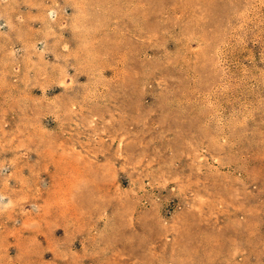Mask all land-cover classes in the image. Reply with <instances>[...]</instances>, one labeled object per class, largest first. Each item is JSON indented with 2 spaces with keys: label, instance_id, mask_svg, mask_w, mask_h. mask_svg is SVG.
<instances>
[{
  "label": "rangeland",
  "instance_id": "rangeland-1",
  "mask_svg": "<svg viewBox=\"0 0 264 264\" xmlns=\"http://www.w3.org/2000/svg\"><path fill=\"white\" fill-rule=\"evenodd\" d=\"M0 264H264V0H0Z\"/></svg>",
  "mask_w": 264,
  "mask_h": 264
}]
</instances>
